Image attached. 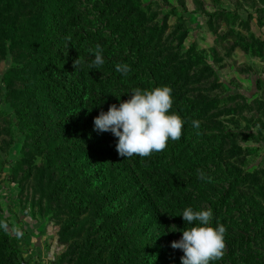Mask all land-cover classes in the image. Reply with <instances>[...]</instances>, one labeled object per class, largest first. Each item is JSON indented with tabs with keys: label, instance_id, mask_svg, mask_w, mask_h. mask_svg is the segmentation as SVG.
I'll return each mask as SVG.
<instances>
[{
	"label": "rangeland",
	"instance_id": "obj_1",
	"mask_svg": "<svg viewBox=\"0 0 264 264\" xmlns=\"http://www.w3.org/2000/svg\"><path fill=\"white\" fill-rule=\"evenodd\" d=\"M162 86L181 138L125 160L93 120ZM186 207L264 264V0H0V264H181Z\"/></svg>",
	"mask_w": 264,
	"mask_h": 264
},
{
	"label": "clouds",
	"instance_id": "obj_2",
	"mask_svg": "<svg viewBox=\"0 0 264 264\" xmlns=\"http://www.w3.org/2000/svg\"><path fill=\"white\" fill-rule=\"evenodd\" d=\"M104 63L102 49L97 45L94 59L88 67L100 68ZM74 67H80L79 59L74 62ZM115 71L127 76L131 69L127 63H117ZM125 95H129L126 101L120 102L118 106L110 105L106 112L101 111L93 120L94 131L109 132L116 138L115 150L120 157L125 160L133 156L148 157L163 151L170 140L178 141L181 138L185 121L175 112L169 111L173 103L170 87L151 90L134 88ZM191 126L199 129L200 122L192 120ZM197 178L205 180L206 177L197 170ZM179 217L189 225L181 231L179 240L171 243L173 249L183 253L181 264H213L223 257L226 228L218 222L215 228L209 226L213 218L211 209L194 210L186 207Z\"/></svg>",
	"mask_w": 264,
	"mask_h": 264
},
{
	"label": "trees",
	"instance_id": "obj_3",
	"mask_svg": "<svg viewBox=\"0 0 264 264\" xmlns=\"http://www.w3.org/2000/svg\"><path fill=\"white\" fill-rule=\"evenodd\" d=\"M47 56H48V58L50 59L51 57H53L52 55H50V54H48V55H44L40 60H41V62L42 63H46V62H48V58H47ZM95 108H96V106H95ZM92 109H94V106H92Z\"/></svg>",
	"mask_w": 264,
	"mask_h": 264
}]
</instances>
